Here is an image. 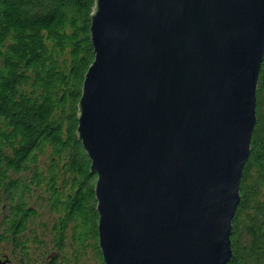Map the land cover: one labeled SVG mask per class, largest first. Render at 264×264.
<instances>
[{
    "label": "water",
    "instance_id": "1",
    "mask_svg": "<svg viewBox=\"0 0 264 264\" xmlns=\"http://www.w3.org/2000/svg\"><path fill=\"white\" fill-rule=\"evenodd\" d=\"M77 134L105 264H228L264 0H96Z\"/></svg>",
    "mask_w": 264,
    "mask_h": 264
},
{
    "label": "trees",
    "instance_id": "2",
    "mask_svg": "<svg viewBox=\"0 0 264 264\" xmlns=\"http://www.w3.org/2000/svg\"><path fill=\"white\" fill-rule=\"evenodd\" d=\"M96 0H0V262L105 264L77 134ZM228 264H264V62ZM50 215L45 218V214Z\"/></svg>",
    "mask_w": 264,
    "mask_h": 264
},
{
    "label": "rangeland",
    "instance_id": "3",
    "mask_svg": "<svg viewBox=\"0 0 264 264\" xmlns=\"http://www.w3.org/2000/svg\"><path fill=\"white\" fill-rule=\"evenodd\" d=\"M49 215H50L49 213H46L44 216H45V218L47 217V219H48ZM8 254H9V252H7L4 255V260L1 261L0 264H8L9 263V259L8 258H10V257L8 256ZM93 263H94V256L93 255L90 258L85 259V261H84V264H93Z\"/></svg>",
    "mask_w": 264,
    "mask_h": 264
}]
</instances>
